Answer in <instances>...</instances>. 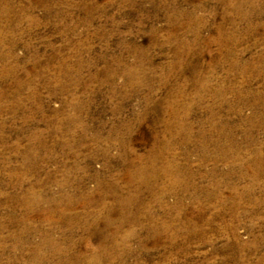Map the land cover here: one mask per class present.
I'll list each match as a JSON object with an SVG mask.
<instances>
[{"label":"rangeland","instance_id":"1","mask_svg":"<svg viewBox=\"0 0 264 264\" xmlns=\"http://www.w3.org/2000/svg\"><path fill=\"white\" fill-rule=\"evenodd\" d=\"M0 264H264V0H0Z\"/></svg>","mask_w":264,"mask_h":264},{"label":"bare ground","instance_id":"2","mask_svg":"<svg viewBox=\"0 0 264 264\" xmlns=\"http://www.w3.org/2000/svg\"><path fill=\"white\" fill-rule=\"evenodd\" d=\"M241 1V0H240ZM247 3V2H246ZM249 3V2H248ZM240 4V3H239ZM30 87V86H29ZM173 106V104L171 105V104H169L168 105V107H167V109H166V112L168 113V115L170 116L169 118L170 119H168V121L166 122V126H167V128L169 129V127H171L170 125L173 123V122H175L176 121V116H177V112H176V110H175V108H173L172 107ZM186 106V105H185ZM171 118H173L174 119V121L173 122H171ZM180 119V118H179ZM260 119V118H259ZM178 120V119H177ZM176 123V122H175ZM177 125H178V123H176ZM173 125V124H172ZM211 125V124H210ZM181 126V125H180ZM178 128V127H177ZM185 128V127H184ZM183 129V128H182ZM175 130V129H174ZM179 130H180V128H179ZM183 130H185V129H183ZM172 131V130H171ZM170 131V132H171ZM222 131V130H221ZM169 132V131H168ZM170 132H169V135H170ZM173 132V131H172ZM175 132H176V130H175ZM178 132V131H177ZM247 134V133H246ZM172 136V135H171ZM176 136V135H175ZM247 136H249V135H247ZM168 140V139H167ZM207 142V141H206ZM204 145V144H203ZM167 148V147H166ZM204 149V148H203ZM206 149V148H205ZM163 151V150H162ZM166 151V150H165ZM172 151V150H171ZM227 151V150H226ZM223 152H224V150H223ZM136 159V158H135ZM139 160V159H138ZM146 161V160H145ZM171 161V160H170ZM262 161V160H261ZM141 163V162H140ZM249 164V163H248ZM134 165V164H133ZM153 166V165H152ZM162 167V166H161ZM145 168V167H144ZM144 168L142 167V166H136V168H134L131 172L132 173H130V175L132 176V177H136V176H138L139 178L138 179H140V178H142V177H146V170H144ZM167 167H165V168H162L161 169V171L164 173L165 172V169H166ZM169 168V167H168ZM172 168V167H171ZM149 169H150V167H149ZM170 169V168H169ZM148 170V169H147ZM168 170V169H167ZM149 171V170H148ZM181 171V170H180ZM245 172V171H244ZM153 173V172H152ZM182 173V172H181ZM149 175V174H148ZM168 175V174H167ZM130 176V177H131ZM152 176H154V175H152ZM129 177V178H130ZM184 177V176H183ZM226 177V176H225ZM240 177V176H239ZM137 178V177H136ZM162 178V177H161ZM148 179V178H147ZM151 180V179H150ZM132 181H134L133 179H132ZM129 182V181H128ZM130 182H131V179H130ZM135 182V181H134ZM176 183V182H175ZM252 183V182H251ZM133 184V183H132ZM137 184H138V182H137ZM155 185V184H154ZM174 185V184H173ZM250 186V185H249ZM173 187V186H172ZM144 188V187H143ZM153 188V187H152ZM219 191V190H218ZM146 196V195H145ZM212 196V195H211ZM235 196V195H234ZM233 196V197H234ZM69 199V198H68ZM240 200V199H239ZM125 201H130V199H129V197H127L126 199H125ZM89 204V203H88ZM125 206V205H124ZM123 205H122V207L121 208H119L120 209V211L121 210H125L126 211V208L127 207H124ZM137 206V205H136ZM26 207H28V204H26ZM29 208V207H28ZM119 211V212H120ZM127 212V211H126ZM141 213V212H140ZM181 213V212H180ZM123 215V214H122ZM122 218V217H121ZM120 218V219H121ZM124 219V218H123ZM134 219V218H133ZM153 220V219H152ZM151 221V220H150ZM126 222V220L125 221H123V223H125ZM194 222V221H193ZM120 223H122V222H120ZM132 223H133V221H132ZM191 223V222H190ZM92 226V225H91ZM116 228V227H115ZM186 228V227H185ZM91 234V233H90ZM195 234V233H194ZM128 235V234H127ZM161 235V234H160ZM182 235V234H181ZM92 237V236H91ZM128 236H126V238H127ZM161 238V237H160ZM123 239H125V238H123ZM127 241V240H126ZM159 241V240H158ZM171 241V240H170ZM109 252V251H108Z\"/></svg>","mask_w":264,"mask_h":264}]
</instances>
